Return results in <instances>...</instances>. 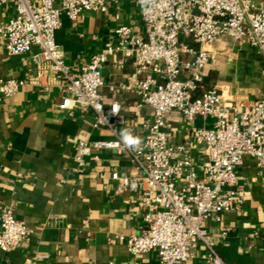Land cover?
<instances>
[{
	"label": "built area",
	"instance_id": "1",
	"mask_svg": "<svg viewBox=\"0 0 264 264\" xmlns=\"http://www.w3.org/2000/svg\"><path fill=\"white\" fill-rule=\"evenodd\" d=\"M118 1L0 0V10L11 2L16 6L15 16L0 25V42L8 55L32 53L41 77L64 84L68 96L60 109L89 112L94 129L109 133V140L74 146L76 169L85 165L94 149L118 151L138 168L136 175H113L123 189L141 193L145 207L142 232L128 237L131 264H140L139 259L153 250L158 251V264H186L198 243L207 249L208 264H228L217 250L209 223L213 217L220 220L243 209L236 186L244 158L251 156L264 167V90L249 105H227L217 87L205 84L204 72L211 60L208 48L222 37L255 49L264 60V0H131L141 10L144 34L118 26L104 50L73 72L56 43L61 17L77 22L85 12L105 13L109 2ZM183 38L195 46L183 43ZM185 55L192 60L184 61ZM129 63L133 73L120 89L136 93L138 107H148L153 114L152 121L140 125V132L118 102L107 106L101 94L104 68L111 64L122 70ZM262 75L264 79V65ZM24 84L1 81L0 102L16 95ZM173 112L188 123L198 118L213 121L212 128L192 133L206 154L200 172L191 148L169 141L168 117ZM124 129L139 139L138 145L124 142ZM32 234L13 209L2 211L1 251H14Z\"/></svg>",
	"mask_w": 264,
	"mask_h": 264
},
{
	"label": "crops",
	"instance_id": "2",
	"mask_svg": "<svg viewBox=\"0 0 264 264\" xmlns=\"http://www.w3.org/2000/svg\"><path fill=\"white\" fill-rule=\"evenodd\" d=\"M15 13L14 2L3 6L0 25ZM120 25L144 34L141 10L134 1L109 2L107 12H85L77 22L62 16L56 43L71 70L78 72L102 52ZM182 42L195 46L191 39ZM208 50L211 60L204 72L205 84L217 87L227 105L243 107L256 101L264 90L263 57L228 37ZM183 60L192 57L185 55ZM133 70L132 63L122 70L108 64L101 94L107 106L118 102L122 114L140 132L142 123L152 121V110L140 109L139 96L120 89ZM6 80L25 84L16 95L0 102V221L2 211L11 208L33 234L10 253L0 249V264H131L128 237L142 232L145 207L141 193L123 189L113 175H136V165L118 151L94 149L85 165L76 169L74 146L81 141L109 140V133L94 129L89 112L60 109L68 96L64 84L41 77L32 53L8 55L0 42V82ZM168 119L170 143L189 146L200 172L206 154L192 133L196 128H212L213 121L198 118L188 123L177 112ZM237 180L243 209L222 215L220 220L213 217L209 231L228 264H264V167L246 156ZM207 253L198 243L186 264H208ZM139 263L158 264V251L142 256Z\"/></svg>",
	"mask_w": 264,
	"mask_h": 264
},
{
	"label": "clouds",
	"instance_id": "3",
	"mask_svg": "<svg viewBox=\"0 0 264 264\" xmlns=\"http://www.w3.org/2000/svg\"><path fill=\"white\" fill-rule=\"evenodd\" d=\"M121 136L124 142L129 146H135L139 144V139L134 138L127 129L122 130Z\"/></svg>",
	"mask_w": 264,
	"mask_h": 264
}]
</instances>
